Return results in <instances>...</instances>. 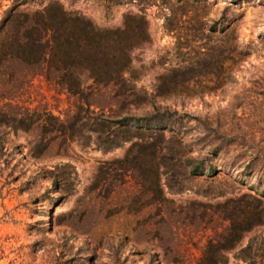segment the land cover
<instances>
[{
    "label": "rangeland",
    "instance_id": "374dc122",
    "mask_svg": "<svg viewBox=\"0 0 264 264\" xmlns=\"http://www.w3.org/2000/svg\"><path fill=\"white\" fill-rule=\"evenodd\" d=\"M24 1L0 20L50 3L104 31L142 18L128 108L167 125L106 128L104 150L93 120L116 106L79 110L42 78L0 98L28 126L0 128V264H264V0Z\"/></svg>",
    "mask_w": 264,
    "mask_h": 264
},
{
    "label": "trees",
    "instance_id": "16d2710c",
    "mask_svg": "<svg viewBox=\"0 0 264 264\" xmlns=\"http://www.w3.org/2000/svg\"><path fill=\"white\" fill-rule=\"evenodd\" d=\"M104 1L108 5H123L142 0ZM138 21L133 28L127 25L124 29L104 31L54 3L35 12L9 9L0 20V98L11 99L33 79L42 78L59 93L73 98L79 110L93 114V107L101 113L114 105L117 118L102 119L98 115L93 120L101 128L100 134H106L101 140L104 150L120 145L117 136L108 137L106 128L113 126L122 133L132 128L163 130L167 125L163 115L137 117L128 108L140 99L134 92L135 77L124 75L130 72V52L147 38L144 21ZM26 120L0 111V128L25 131ZM2 148L0 139V155ZM198 168L194 166L190 175H196ZM199 264L216 262L206 259Z\"/></svg>",
    "mask_w": 264,
    "mask_h": 264
}]
</instances>
